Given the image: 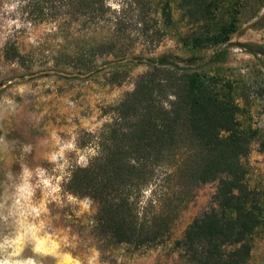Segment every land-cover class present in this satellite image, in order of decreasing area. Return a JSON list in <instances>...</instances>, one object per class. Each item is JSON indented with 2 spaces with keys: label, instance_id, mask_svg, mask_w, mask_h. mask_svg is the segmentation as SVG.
Here are the masks:
<instances>
[{
  "label": "trees",
  "instance_id": "1",
  "mask_svg": "<svg viewBox=\"0 0 264 264\" xmlns=\"http://www.w3.org/2000/svg\"><path fill=\"white\" fill-rule=\"evenodd\" d=\"M227 1L17 0L23 30L51 25L38 43L59 48L47 67L54 75L104 74L108 83L119 85L136 66L147 67L131 90L105 108L106 121L89 132L94 154L73 166L65 184L98 204V236L136 248L163 244L173 238L197 189L217 182L214 205L173 239L178 253L173 264H251L254 233L264 228V187L252 188L247 180V157L259 130L241 125L238 83L211 74L228 59L238 9L264 0H233L228 21L204 32V22ZM146 9L160 13L165 27L173 24V9L180 11L191 26L181 35L188 57L164 52L141 61L132 32L148 31ZM24 47L12 34L4 42L5 57L31 67L34 57Z\"/></svg>",
  "mask_w": 264,
  "mask_h": 264
},
{
  "label": "rangeland",
  "instance_id": "2",
  "mask_svg": "<svg viewBox=\"0 0 264 264\" xmlns=\"http://www.w3.org/2000/svg\"><path fill=\"white\" fill-rule=\"evenodd\" d=\"M111 1L117 5L121 0ZM234 7L233 0H228L214 19L204 22V32L226 23ZM18 11L17 0H0V244L10 243L0 251V260L13 264H173L178 257L173 239L214 205L217 182L197 189L177 220L172 239L141 248L98 236L94 231L98 204L65 187L73 166L86 164L94 154L89 132L102 126L107 119L105 108L133 88L134 78L146 65L136 66L119 85L108 83L104 74L61 78L47 69L59 48H40L38 43L51 25L23 30V14ZM238 11V29L227 61L218 68L210 66L217 68L211 74L238 83L236 94L244 107L241 125L259 130L247 157L248 184L259 189L264 187V4L250 1ZM160 15L145 10L149 29L143 34L132 32L134 53L141 61L164 52L188 57L181 35L190 32L191 26L177 9H173L171 27L164 26ZM12 34L24 41V51L34 57L31 67L5 57L4 42ZM208 49L210 53L212 48ZM251 264H264L263 227L253 236Z\"/></svg>",
  "mask_w": 264,
  "mask_h": 264
},
{
  "label": "clouds",
  "instance_id": "3",
  "mask_svg": "<svg viewBox=\"0 0 264 264\" xmlns=\"http://www.w3.org/2000/svg\"><path fill=\"white\" fill-rule=\"evenodd\" d=\"M13 8H15V5L12 6ZM45 183L47 184V181H45ZM23 191V189L21 190ZM17 203H19V201H17ZM10 246L9 242H5L4 244H0V251H4L7 249V247ZM0 264H13V262L9 261V260H0ZM15 264H19V262H15ZM28 264H30V262H28Z\"/></svg>",
  "mask_w": 264,
  "mask_h": 264
}]
</instances>
